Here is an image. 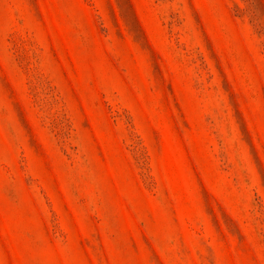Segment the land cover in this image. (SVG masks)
Instances as JSON below:
<instances>
[{"label":"rangeland","instance_id":"obj_1","mask_svg":"<svg viewBox=\"0 0 264 264\" xmlns=\"http://www.w3.org/2000/svg\"><path fill=\"white\" fill-rule=\"evenodd\" d=\"M0 264H264V0H0Z\"/></svg>","mask_w":264,"mask_h":264}]
</instances>
